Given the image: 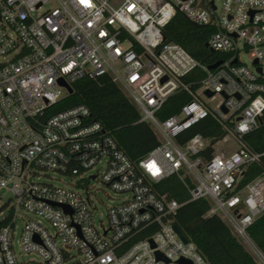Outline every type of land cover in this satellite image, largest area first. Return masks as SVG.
I'll return each mask as SVG.
<instances>
[{
	"label": "built area",
	"instance_id": "1",
	"mask_svg": "<svg viewBox=\"0 0 264 264\" xmlns=\"http://www.w3.org/2000/svg\"><path fill=\"white\" fill-rule=\"evenodd\" d=\"M176 11L211 29V49L232 54L202 66L195 90L184 77L200 63L163 33ZM263 60L264 0H0V190L11 193L0 204V264H210L174 229L177 210L201 198L207 215L264 260L247 233L264 213V171L241 182L264 157L242 140L264 110ZM103 74L156 134L137 159L89 121L86 105L57 109L68 86ZM181 91L191 98L158 117ZM209 115L223 138L178 140ZM50 172L67 181L53 184ZM173 175L187 190L183 202L157 188ZM91 181L125 194L107 208L106 224L97 222Z\"/></svg>",
	"mask_w": 264,
	"mask_h": 264
},
{
	"label": "trees",
	"instance_id": "2",
	"mask_svg": "<svg viewBox=\"0 0 264 264\" xmlns=\"http://www.w3.org/2000/svg\"><path fill=\"white\" fill-rule=\"evenodd\" d=\"M210 32L209 27L191 22L180 11H176L163 28L167 41L180 44L200 63V66L184 77V81L193 90L199 87L200 80L205 75L202 66L208 68L216 61L225 60L232 55L230 52L213 50L207 45ZM72 88V92L59 102L57 109L86 105L90 110L89 121L99 122L132 159L145 155L157 144L156 134L151 125L146 121H140L141 115L137 107L110 75L78 79L72 84ZM190 98L186 92H176L164 102L157 113L158 117L164 119L177 113ZM196 133L217 141L225 136L226 130L209 115L188 128L178 140L183 142ZM242 140L253 150L264 152V110L258 126L245 133ZM263 171L264 157L259 164H251L246 168L242 184ZM157 188L179 202L185 201L188 197L183 182L175 175L160 182ZM208 209L209 202L203 198L182 205L177 210L174 221L180 233L197 245L198 250L210 264H258L219 216L207 215ZM247 233L264 257V213L247 228Z\"/></svg>",
	"mask_w": 264,
	"mask_h": 264
},
{
	"label": "rangeland",
	"instance_id": "3",
	"mask_svg": "<svg viewBox=\"0 0 264 264\" xmlns=\"http://www.w3.org/2000/svg\"><path fill=\"white\" fill-rule=\"evenodd\" d=\"M216 3L218 5L221 4V0H216ZM240 60L244 63H246L248 66H251V56L249 54H246L244 50L240 52ZM262 66H263V72H264V60L262 61ZM123 89V88H122ZM124 93L126 91L123 89ZM127 94V93H126ZM217 101L220 100V97H217ZM231 141H234L233 137H230ZM50 177H52L51 182L56 185H62L67 181V178L64 177L61 174L50 172L49 173ZM90 186L93 187V199L94 202L97 206V222L98 218L102 219L103 223H107V217H106V211L107 208L113 204H115L119 199H122L125 194L122 193H116L109 187L97 182V181H91ZM1 193V199H0V204L3 203L10 195L11 193L6 190H0ZM242 241V240H241ZM244 244V243H243ZM245 247L250 251V253L253 255V257L256 259L259 264H264L263 263V258L259 255V253L256 250L251 249L248 247V245L244 244Z\"/></svg>",
	"mask_w": 264,
	"mask_h": 264
},
{
	"label": "water",
	"instance_id": "4",
	"mask_svg": "<svg viewBox=\"0 0 264 264\" xmlns=\"http://www.w3.org/2000/svg\"><path fill=\"white\" fill-rule=\"evenodd\" d=\"M256 62H257V60H254V63H256ZM220 63H221L220 60H219V61H216V62L213 63L212 65L208 66V69H214V68H216L217 66H219ZM258 70L260 71V68H258ZM67 88H68L69 93H71V92H72V88L69 87V86H68ZM224 111H226V110L224 109ZM174 229H175V231L178 233L179 237H180L184 242H186L187 239H186V238L180 233V231L178 230V228H177L176 225H174ZM158 257H159V256H158ZM177 263H178V264H193L189 259H185V258H180V259H178Z\"/></svg>",
	"mask_w": 264,
	"mask_h": 264
},
{
	"label": "crops",
	"instance_id": "5",
	"mask_svg": "<svg viewBox=\"0 0 264 264\" xmlns=\"http://www.w3.org/2000/svg\"><path fill=\"white\" fill-rule=\"evenodd\" d=\"M258 264H259V262H258Z\"/></svg>",
	"mask_w": 264,
	"mask_h": 264
}]
</instances>
